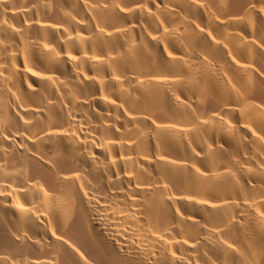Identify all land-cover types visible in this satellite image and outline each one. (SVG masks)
I'll return each instance as SVG.
<instances>
[{"label": "bare ground", "instance_id": "bare-ground-1", "mask_svg": "<svg viewBox=\"0 0 264 264\" xmlns=\"http://www.w3.org/2000/svg\"><path fill=\"white\" fill-rule=\"evenodd\" d=\"M0 264H264V0H0Z\"/></svg>", "mask_w": 264, "mask_h": 264}]
</instances>
